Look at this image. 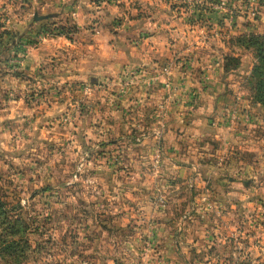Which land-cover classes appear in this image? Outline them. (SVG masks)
<instances>
[{
    "label": "rangeland",
    "instance_id": "374dc122",
    "mask_svg": "<svg viewBox=\"0 0 264 264\" xmlns=\"http://www.w3.org/2000/svg\"><path fill=\"white\" fill-rule=\"evenodd\" d=\"M250 38L264 0H0V264H264Z\"/></svg>",
    "mask_w": 264,
    "mask_h": 264
},
{
    "label": "crops",
    "instance_id": "0c3cea01",
    "mask_svg": "<svg viewBox=\"0 0 264 264\" xmlns=\"http://www.w3.org/2000/svg\"><path fill=\"white\" fill-rule=\"evenodd\" d=\"M152 40V39H151ZM52 41H45L44 43H41V45L35 49L25 60V64L28 67H36L37 64L45 62L46 59L53 58V56H59L56 55V51L58 52L57 45H52ZM74 43H79L75 42ZM71 46L73 45L70 43ZM89 45V44H88ZM75 46V45H73ZM90 47V46H89ZM154 48V46H150V49ZM138 49V47H136ZM154 53H151L147 49V54L145 55L142 53V55H139L140 53L135 52L131 55L130 61L132 64H135V66H142L146 65V67L149 69V67H152L155 63H158L163 61L164 57L159 58L155 55L156 51H153ZM71 57L70 63H72V66L74 67V76L83 77L85 75H88L91 72L92 67V57L91 54H81V57ZM158 58V59H157ZM81 60V62L79 61ZM159 60V61H158ZM116 62V61H115ZM116 65H112L110 60L107 61L106 59L102 58V72L106 73V71H111L114 69ZM213 96V95H212Z\"/></svg>",
    "mask_w": 264,
    "mask_h": 264
},
{
    "label": "trees",
    "instance_id": "16d2710c",
    "mask_svg": "<svg viewBox=\"0 0 264 264\" xmlns=\"http://www.w3.org/2000/svg\"><path fill=\"white\" fill-rule=\"evenodd\" d=\"M250 43H251L252 45H254V46H257L258 50L261 52V55H260V58H262L261 61L264 62V42H259L258 40H253V38H252V39L250 38ZM263 67H264V63H263ZM260 69H261V67L258 66V67L256 68V71H259ZM262 83H263V81L261 80V81L259 82L260 87L263 86ZM0 205H1V206L3 205L2 201H1V198H0ZM5 245L8 246L7 241L5 242Z\"/></svg>",
    "mask_w": 264,
    "mask_h": 264
},
{
    "label": "water",
    "instance_id": "95a60500",
    "mask_svg": "<svg viewBox=\"0 0 264 264\" xmlns=\"http://www.w3.org/2000/svg\"><path fill=\"white\" fill-rule=\"evenodd\" d=\"M50 15H40L38 13H35L34 15V18L37 19V20H40V19H44V18H48Z\"/></svg>",
    "mask_w": 264,
    "mask_h": 264
}]
</instances>
